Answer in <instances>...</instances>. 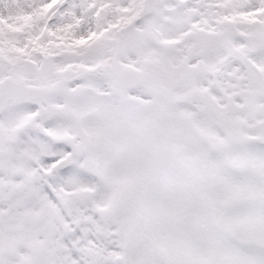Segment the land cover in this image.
<instances>
[{
  "label": "snow or ice",
  "instance_id": "snow-or-ice-1",
  "mask_svg": "<svg viewBox=\"0 0 264 264\" xmlns=\"http://www.w3.org/2000/svg\"><path fill=\"white\" fill-rule=\"evenodd\" d=\"M0 264H264V0H0Z\"/></svg>",
  "mask_w": 264,
  "mask_h": 264
}]
</instances>
